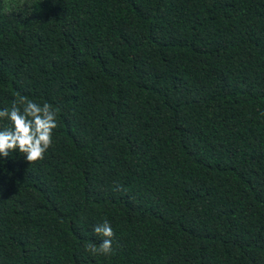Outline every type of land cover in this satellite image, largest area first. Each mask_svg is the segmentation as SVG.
I'll return each instance as SVG.
<instances>
[{
  "label": "trees",
  "instance_id": "1",
  "mask_svg": "<svg viewBox=\"0 0 264 264\" xmlns=\"http://www.w3.org/2000/svg\"><path fill=\"white\" fill-rule=\"evenodd\" d=\"M16 93L58 127L0 156V264H264V0H0Z\"/></svg>",
  "mask_w": 264,
  "mask_h": 264
},
{
  "label": "clouds",
  "instance_id": "2",
  "mask_svg": "<svg viewBox=\"0 0 264 264\" xmlns=\"http://www.w3.org/2000/svg\"><path fill=\"white\" fill-rule=\"evenodd\" d=\"M0 120L10 121V127L0 129V156L19 151L30 164L42 161L53 144V130L58 127L57 110L49 103L43 105L16 93L11 109L0 110ZM93 232L101 237L99 245L89 243L85 250L93 255L109 256L114 253L115 232L105 219Z\"/></svg>",
  "mask_w": 264,
  "mask_h": 264
}]
</instances>
